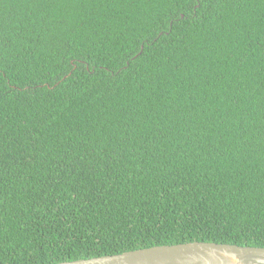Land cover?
<instances>
[{
  "label": "trees",
  "instance_id": "16d2710c",
  "mask_svg": "<svg viewBox=\"0 0 264 264\" xmlns=\"http://www.w3.org/2000/svg\"><path fill=\"white\" fill-rule=\"evenodd\" d=\"M264 247V0H0V264Z\"/></svg>",
  "mask_w": 264,
  "mask_h": 264
},
{
  "label": "water",
  "instance_id": "95a60500",
  "mask_svg": "<svg viewBox=\"0 0 264 264\" xmlns=\"http://www.w3.org/2000/svg\"><path fill=\"white\" fill-rule=\"evenodd\" d=\"M58 264H264V247L195 241Z\"/></svg>",
  "mask_w": 264,
  "mask_h": 264
}]
</instances>
